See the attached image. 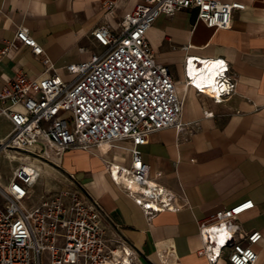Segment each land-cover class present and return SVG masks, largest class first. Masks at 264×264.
I'll list each match as a JSON object with an SVG mask.
<instances>
[{
	"label": "built area",
	"instance_id": "1",
	"mask_svg": "<svg viewBox=\"0 0 264 264\" xmlns=\"http://www.w3.org/2000/svg\"><path fill=\"white\" fill-rule=\"evenodd\" d=\"M106 6L112 14L115 4ZM244 9L237 1L138 0L116 30L102 25L91 32L103 51L64 66L65 75L58 73L26 31L17 28L14 39L0 49V61L10 51L25 46L41 57L45 71L40 78L18 74L0 90V119L9 126L0 138V157L16 163L7 180L0 175V264H127L117 260L115 252L126 254L128 249L129 260L136 255L121 239L106 237L101 224L104 212L79 186L49 191L36 203L32 201L40 178L36 163L59 169L68 150L104 145L111 149L127 143L123 150L129 165L116 167L123 169L125 181L130 179L140 190L119 185L109 169L112 165L108 174L140 208L145 220L150 223L161 213H176L184 207L177 197L149 179L139 149L152 133L174 129L179 135L186 131L179 90L169 69L156 60L147 33L161 14L171 17L181 10L195 11L196 21L208 29L228 30L233 13ZM189 63L197 68L194 79L189 75ZM207 64L213 65V85L200 76V69ZM183 75L185 90L190 88L216 104L235 92L230 67L223 58L187 57ZM253 208L248 200L197 222L201 246L196 255L208 264L222 260L257 264L254 247L262 235L255 230L244 232L237 223ZM158 257L161 264H179L171 248Z\"/></svg>",
	"mask_w": 264,
	"mask_h": 264
},
{
	"label": "crops",
	"instance_id": "2",
	"mask_svg": "<svg viewBox=\"0 0 264 264\" xmlns=\"http://www.w3.org/2000/svg\"><path fill=\"white\" fill-rule=\"evenodd\" d=\"M225 1L245 5L233 13L228 30L208 29L196 21L195 11L181 10L171 17L161 14L147 33L156 60L169 69L179 90L186 131L152 133L139 149L149 179L180 200L184 205L180 211L161 213L148 223L140 208L113 183L108 168L129 165L123 150L127 143L111 149L68 150L59 169L36 163L40 175L45 172L56 185L49 189L75 184L95 200L105 215L101 224L106 237L124 241L143 264H158V255L169 248L179 264H208L196 255L201 246L197 222L248 200L254 208L237 223L244 232L261 233L254 250L257 264H264V0ZM137 2L0 0V49L21 28L65 75L64 66L103 51L91 32L102 25L116 30ZM107 3L115 4L112 14ZM187 57L225 59L235 82L234 94L216 104L190 88L185 90ZM44 71L41 57L20 46L0 61V90L18 74L40 78ZM190 129L193 133L187 134Z\"/></svg>",
	"mask_w": 264,
	"mask_h": 264
},
{
	"label": "rangeland",
	"instance_id": "3",
	"mask_svg": "<svg viewBox=\"0 0 264 264\" xmlns=\"http://www.w3.org/2000/svg\"><path fill=\"white\" fill-rule=\"evenodd\" d=\"M8 130H9L8 124L0 119V138H2L8 132ZM35 151L38 150L36 149ZM37 163L42 167L43 165L45 168L47 167V165L42 162H37ZM15 166H16L15 162L12 163L11 161L7 160L5 157H0V175L3 176L5 180H7L11 176ZM49 166L52 165L49 164ZM49 186H56V185L52 182L51 178L45 172H41L39 181L33 189L32 201L36 203L39 200V198L45 195L48 191L56 189V188L49 189ZM129 261L132 264H143L140 262V259L137 257V255L132 256ZM157 263L159 264V260Z\"/></svg>",
	"mask_w": 264,
	"mask_h": 264
},
{
	"label": "bare ground",
	"instance_id": "4",
	"mask_svg": "<svg viewBox=\"0 0 264 264\" xmlns=\"http://www.w3.org/2000/svg\"><path fill=\"white\" fill-rule=\"evenodd\" d=\"M188 70H189L190 77L194 79V77L192 75L198 73L197 72V68L194 67L192 63H189ZM199 72H200V76L201 75L203 76V78L206 80L207 84H209V85H213L214 84V81L212 80V76H213V65L212 64H207L205 66V68L204 69H200ZM102 148L108 149V146L104 145ZM109 169H111V171H112L116 181L119 183V185H121V186L124 185L125 187H128V188H130L133 191H139L140 190L139 187L137 186V184L131 182L130 179H126V181H125L124 178L121 177V174H123V169L122 168L121 169H117L116 165L113 164L112 167L109 168ZM125 251H126V254L123 251L117 250L115 252V257H116L117 260L125 261L127 264H131L129 262V258L127 257V254L129 253V250L125 249Z\"/></svg>",
	"mask_w": 264,
	"mask_h": 264
}]
</instances>
